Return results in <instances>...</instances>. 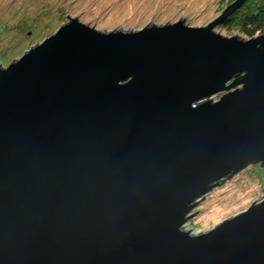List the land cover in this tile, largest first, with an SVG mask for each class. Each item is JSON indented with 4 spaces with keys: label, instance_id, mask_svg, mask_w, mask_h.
Here are the masks:
<instances>
[{
    "label": "water",
    "instance_id": "95a60500",
    "mask_svg": "<svg viewBox=\"0 0 264 264\" xmlns=\"http://www.w3.org/2000/svg\"><path fill=\"white\" fill-rule=\"evenodd\" d=\"M244 2L130 31L66 13L0 66V264H264V198L184 228L264 165V32L214 30Z\"/></svg>",
    "mask_w": 264,
    "mask_h": 264
},
{
    "label": "rangeland",
    "instance_id": "374dc122",
    "mask_svg": "<svg viewBox=\"0 0 264 264\" xmlns=\"http://www.w3.org/2000/svg\"><path fill=\"white\" fill-rule=\"evenodd\" d=\"M226 3V0H0V25L5 23L7 28L0 35V55L10 63L17 60L69 18H77L100 31L137 30L146 25L173 23L179 18L189 26H204L219 16ZM220 25L214 27L216 32L240 36L234 28L227 30ZM11 47L16 52L9 56ZM6 65L0 61L1 67ZM263 189L264 166L251 163L199 199L184 228L192 232L212 228L245 210L254 200L260 201Z\"/></svg>",
    "mask_w": 264,
    "mask_h": 264
},
{
    "label": "trees",
    "instance_id": "16d2710c",
    "mask_svg": "<svg viewBox=\"0 0 264 264\" xmlns=\"http://www.w3.org/2000/svg\"><path fill=\"white\" fill-rule=\"evenodd\" d=\"M227 3L222 5L226 7L233 0H226ZM0 35L3 36L6 33V24L0 25ZM220 27L227 30L234 28L236 32L243 38H250L255 35L264 32V0H245V2L236 9L228 18L221 23ZM15 47H11L13 49ZM16 52V49L9 54L12 56ZM8 59V58H7ZM0 61L2 65H8L10 62L4 60V57L0 55ZM6 65V66H7ZM4 67V66H3Z\"/></svg>",
    "mask_w": 264,
    "mask_h": 264
},
{
    "label": "clouds",
    "instance_id": "9594fccd",
    "mask_svg": "<svg viewBox=\"0 0 264 264\" xmlns=\"http://www.w3.org/2000/svg\"><path fill=\"white\" fill-rule=\"evenodd\" d=\"M4 67H5V66H4ZM258 164H259V163H258ZM263 166H264V165H263ZM262 199H263V198H262ZM262 199H261V200H262ZM261 200H260V201H261ZM257 202H259V201H257ZM257 202H255V203H257Z\"/></svg>",
    "mask_w": 264,
    "mask_h": 264
},
{
    "label": "flooded vegetation",
    "instance_id": "af4514ba",
    "mask_svg": "<svg viewBox=\"0 0 264 264\" xmlns=\"http://www.w3.org/2000/svg\"><path fill=\"white\" fill-rule=\"evenodd\" d=\"M264 191V190H263ZM262 198H264V194L262 195Z\"/></svg>",
    "mask_w": 264,
    "mask_h": 264
}]
</instances>
